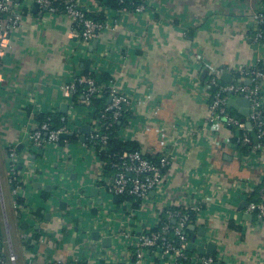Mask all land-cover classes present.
I'll list each match as a JSON object with an SVG mask.
<instances>
[{
	"label": "crops",
	"instance_id": "1",
	"mask_svg": "<svg viewBox=\"0 0 264 264\" xmlns=\"http://www.w3.org/2000/svg\"><path fill=\"white\" fill-rule=\"evenodd\" d=\"M76 1L88 17L100 16L106 24L97 39L83 43L67 17L44 16L30 7L29 13L21 14L22 26L2 59L0 217L2 202L10 238L14 233L17 264L27 258L37 263L76 259L79 264H133L135 246L121 237L122 231H151L166 210L200 201L195 223L187 225H193L194 231L186 228L191 237L198 228L206 229L204 237L196 236L197 245L214 243L218 264H264V224L244 207L259 199L263 165H243L246 150L241 151L233 133L221 125H209L205 134L193 136L187 153L175 145L191 124L198 126L208 115L213 91L206 86L209 67L258 62L264 69V49L258 50L252 40L264 0H144L141 13L111 10L96 0ZM88 73L98 79L103 74L113 78L120 91L134 98L126 142L136 144L153 160L165 153L174 157L161 189L146 200L114 201L102 191L98 162L80 137L69 145L45 149L42 156L39 150L27 152L25 135L34 130L38 116L68 114L60 112L65 104L60 85ZM81 117L76 110L71 118L83 126ZM8 146L16 148L19 176L29 184L19 195L24 206L18 202V209L13 208ZM50 175L54 180L47 178ZM60 177L64 188L55 199L43 188H33L37 183L52 186ZM96 185L99 206L98 198L89 196ZM94 208L97 212L91 215ZM248 214L250 218L244 217ZM87 227L89 238L83 234ZM93 231L99 240L92 239ZM23 232L33 236L38 232L37 239L24 242ZM102 238H110L109 247L102 245ZM187 252H191L187 264H197L198 252ZM98 253H112L113 258L101 260ZM143 264L168 263L148 251Z\"/></svg>",
	"mask_w": 264,
	"mask_h": 264
},
{
	"label": "built area",
	"instance_id": "2",
	"mask_svg": "<svg viewBox=\"0 0 264 264\" xmlns=\"http://www.w3.org/2000/svg\"><path fill=\"white\" fill-rule=\"evenodd\" d=\"M121 3L124 0H119ZM132 1V0H127ZM32 3L37 4L38 13L44 16L60 17L65 16L72 24L73 31L83 43H90L97 39L107 28L105 23L98 22L88 17L86 11L76 0H0V83L3 82L2 59L12 49L13 34L22 26L21 14L27 10L29 13ZM145 2H141L134 7L133 11L122 9L128 12H143ZM256 29L253 32L252 40L258 50L264 49V12L260 11L256 15ZM223 73H230L239 82L224 83L220 80ZM206 86L212 87L213 91L208 103V115L205 120L198 124H191L186 129L175 145L183 153H187L193 136L201 135L208 129L209 125H221L232 132L234 143L240 149L245 148L246 154L242 158L243 165L261 163L264 167V69L259 63L240 65L233 68L209 67L207 70ZM248 81V85L244 84ZM83 90L79 91V87ZM63 102L67 105L66 115L59 119L60 126L52 128L51 118L44 122H37L34 130L26 133L28 150H49L56 145H69L67 138L74 136L79 139L81 136V125L72 121V113L76 110L82 113L81 121L89 127V133L85 138V145L89 146L94 153L99 166V181H101L102 191L112 197H131L137 200H146L153 191H159L164 181L166 169L172 164L174 157L162 154L157 161H153L142 151H124L113 153L109 147L110 133L118 124L125 113L133 115L134 98L128 93L122 92L115 85V80L110 78L106 83H102L98 78L79 76L67 79L60 85ZM229 95L232 97L243 96L249 102V112L246 118L230 113L227 108ZM104 96H106L104 98ZM95 98L107 100L102 111L97 112V108L92 104ZM247 122L250 127H247ZM128 125L117 131V138L121 142L128 140L126 132ZM253 131L251 137L250 132ZM65 135V138L61 136ZM191 144L190 146H192ZM98 146L99 153H106L108 162H101L97 159L95 147ZM8 155V175L9 182L13 186L12 195L15 198L13 208H19V195L29 184L19 175L18 163H20L17 150L13 146L7 147ZM63 154L60 160L64 161ZM57 167L60 163L56 162ZM64 169V162H61ZM61 168V167H60ZM59 169V168H58ZM64 171V170H63ZM49 180H54V176H47ZM59 185V191L64 188L62 180L55 183ZM259 199L248 204L247 211H256V216L264 224V180L259 191ZM201 201L191 202L184 207L168 209L165 211L166 222H160L156 231L130 233L122 231L121 237L135 246L133 264H143L146 252H153L161 260H166L168 264H187L189 255L187 246L189 243L185 229L190 219V213L198 214L201 211ZM21 206V205H20ZM1 210L4 220V233L0 230V264H17L18 258L12 249L10 238V227L4 215L3 203ZM175 221V224L172 222ZM91 229L87 227L83 234L87 238ZM20 239L28 242L33 239L32 233L23 232ZM112 253L97 257L101 260L113 258ZM109 256V257H108ZM79 261L54 260L51 262L37 263L27 258L24 264H78ZM220 263L216 255H200L197 264Z\"/></svg>",
	"mask_w": 264,
	"mask_h": 264
},
{
	"label": "water",
	"instance_id": "3",
	"mask_svg": "<svg viewBox=\"0 0 264 264\" xmlns=\"http://www.w3.org/2000/svg\"><path fill=\"white\" fill-rule=\"evenodd\" d=\"M31 10L33 13H37V11H38L37 4L32 3ZM220 80L224 83L239 82L238 79L233 78L230 73H223L220 76ZM244 84L248 85V81H244ZM227 108L234 110L238 116H240L242 118H246L248 116V112H249V102L243 96L232 97L231 95H229V98L227 101ZM60 110H61L60 112L62 114H65L67 111V105L66 104L61 105ZM246 124H247V127H250L249 122H247ZM80 133H81L80 142L83 143L85 141L86 135H88V133H89V127L87 125L82 126L80 129ZM61 137L65 138L66 136L62 135ZM38 154L40 156H42L43 150L40 149ZM73 169H74V167L71 166L70 170L73 171ZM38 174H42V173L39 172ZM60 179L63 180V177H60ZM71 179H73V180L75 179L74 175L71 177ZM33 188L36 190L43 188V190L48 191L49 193H51V195H50L51 199H55L58 196V194H57L59 191V185L58 184H54L52 186H49V185H46V186L43 185L42 186L40 183H37V185H33ZM89 196L93 197V198H98V185H96L93 189H91ZM89 196H86V197H89ZM117 199H118V197H114V201H116ZM96 203H97V206H99V205H101L102 200L98 198ZM65 206H66L65 203H62V202L59 203V207L61 209H64ZM247 206H248V204L245 203L244 207H247ZM96 212H97V209L94 208L90 211V214L93 215V214H96ZM252 213L256 214V211H253ZM246 216L248 218L251 217L250 214L245 215L244 217H246ZM172 223L175 224V221H173ZM23 227L26 228L25 225H23ZM187 229L190 231H194L195 227L193 225H190L187 227ZM205 232H206L205 228H203V227L198 228V234L193 235L191 237V240L187 246V251L196 250L199 255H213V253L216 251V245L214 243L208 242V243H201L199 245L196 244V236L204 237ZM91 237L95 241L99 240L98 232L93 231L91 233ZM101 243L104 247H109L110 246V238H102ZM119 264H123V263H119ZM216 264H218V263H216Z\"/></svg>",
	"mask_w": 264,
	"mask_h": 264
},
{
	"label": "trees",
	"instance_id": "4",
	"mask_svg": "<svg viewBox=\"0 0 264 264\" xmlns=\"http://www.w3.org/2000/svg\"><path fill=\"white\" fill-rule=\"evenodd\" d=\"M100 6H104L108 9H111V10H122V9H126L128 11H133L134 10V7L137 5V4H140L141 2H143L144 0H132V1H127V0H124L122 3L119 1V0H96ZM90 17V16H89ZM92 18V17H90ZM93 19V18H92ZM98 22H102L101 20L102 17H97L96 19H94ZM264 30V29H263ZM86 77H90V78H97L96 76H94L93 74L91 73H88V75H86ZM100 78V81L102 83H106L107 81H109V77L105 74L103 75H100L99 76ZM83 90V86H80L79 87V91H82ZM106 96H104L105 98ZM106 102L107 100H103V99H99V98H95L92 100V104L97 108V112L99 111H102L104 109V106L106 105ZM230 110V113L233 114L232 110ZM236 115V114H235ZM62 115L60 114H46V115H41V116H38L37 117V121L38 122H44L47 120L48 117L51 118V125H52V128H57L58 126H60V122H59V119ZM131 119V116L129 115V113H125L123 115V117L121 118L120 122L118 124L115 125V127L113 128V130L111 131L110 133V140H109V147L111 149V151L113 153H122L124 151H141L140 149H138V146L134 143H130V142H121L118 138H117V131L124 127V126H127L128 125V121ZM250 135L251 137L253 136V131L250 132ZM68 142H75L76 141V138L74 136H69L67 138ZM99 149H101L100 147L96 146L95 147V151L97 152V159L101 162H108L109 161V158L107 157V154L102 152V153H99ZM241 151H245V148H241L240 149ZM147 158H149L147 156ZM150 159V158H149ZM153 160V159H151ZM153 161H157V160H153ZM119 199L122 201V200H133L134 198H131V197H119ZM136 200V199H135ZM138 201V200H137ZM18 202L20 203V205L24 206V202L20 199H18ZM36 216L39 217L40 215V212L39 211H35L34 213ZM163 216V220L162 222H166V216L165 215H162ZM195 216L196 214L195 213H190V219H189V223H195ZM187 228V227H186ZM158 229V226L153 229L152 231H156ZM185 232L186 234L188 235V238L191 237V234L190 232H187V229H185ZM37 236H38V232H35L34 233V236H33V241H35L37 239ZM191 252H187V254H190ZM79 264V263H78Z\"/></svg>",
	"mask_w": 264,
	"mask_h": 264
},
{
	"label": "rangeland",
	"instance_id": "5",
	"mask_svg": "<svg viewBox=\"0 0 264 264\" xmlns=\"http://www.w3.org/2000/svg\"><path fill=\"white\" fill-rule=\"evenodd\" d=\"M0 227L2 229V232L4 233V220H3V217L1 216L0 217ZM14 233H13V230L11 232V242H12V247H13V242H14Z\"/></svg>",
	"mask_w": 264,
	"mask_h": 264
}]
</instances>
